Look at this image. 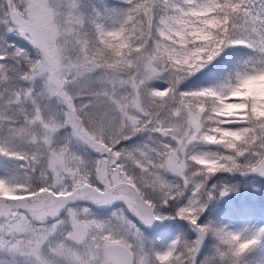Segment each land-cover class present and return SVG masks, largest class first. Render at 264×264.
I'll return each instance as SVG.
<instances>
[{"label":"snow or ice","instance_id":"1","mask_svg":"<svg viewBox=\"0 0 264 264\" xmlns=\"http://www.w3.org/2000/svg\"><path fill=\"white\" fill-rule=\"evenodd\" d=\"M190 2L185 0L179 7L187 8ZM126 3L147 11L153 25L157 22L158 8L163 6L165 11L172 13L178 7L176 0H126ZM219 3L237 8L234 18L229 21L230 32L240 34L237 43L264 55V0H219ZM0 6L3 7L2 20L7 31L22 36L31 45V50L23 47L0 49V155L20 162L15 175L0 176V181L10 192L9 196H0V251L12 255L16 242H23L22 238L31 232L34 233V246L53 257L57 264H144L142 243L139 250H129L126 243L109 235L110 230L97 221L91 206L74 204L69 197L72 186L61 191L57 184L62 181L57 177V183H53L39 168L41 160H48L50 167L47 172L55 175L57 167L63 165V154L53 155L51 150L57 147V138L70 130L69 136L89 143L96 151L98 160L95 163L102 176L108 164L111 165L107 178L93 180V188L79 192L81 201L94 206L122 202L125 206L122 211L128 215L122 216L121 220L127 226L128 235H135L141 241L143 232L137 220L150 226L166 218L161 211L162 206L173 207L172 217L187 220L197 235L194 239L178 236L166 250H153L154 264H173V261L175 264H181V261L183 264H200L205 236L214 229L213 223L201 221V215L215 191L224 195L230 190L227 185L221 189L214 184L210 188L209 180L213 173L222 171L264 175V147L261 146L264 140H256L248 151L236 156L231 155L230 148L225 149L226 155L222 158L232 163L205 172L203 178L196 182L184 179L178 183L166 182L158 165L161 154L175 142L168 131V124L180 117L172 114V108L189 113L193 126L199 128V117L191 112V104L183 103L190 94L176 93L170 103L158 99L152 110L145 112L139 99L133 104L131 96L124 101L119 93L122 87L139 89L142 85L117 76L111 70L101 71L103 65L93 60L86 62L80 71L85 76L97 71L101 74L95 80L85 81L78 96L63 92L59 80L48 86L47 99H55L62 105L56 110L51 103H42L45 94L39 91L37 79L38 73L53 64L58 54L55 41L59 33L55 21L57 8L66 7L64 0L58 3L52 0H3ZM69 7L74 8L75 3ZM120 14L121 10L117 16ZM69 16L72 22L83 23L80 17L71 13ZM95 27L103 36L104 25L96 23ZM81 44L87 50L88 41L81 40ZM106 104L118 106L125 121L120 132L113 129L115 139L107 147L97 144L89 136L85 122L80 119L89 108H101ZM88 115L91 118L94 113ZM138 134H148L149 142L122 146L124 141ZM153 140L157 143L153 144ZM37 172L41 177L40 183L30 186L32 174ZM86 182L81 178L75 187L79 190ZM156 190L165 195L154 199L152 192ZM186 194L187 201L181 205V198ZM53 205L57 207L53 208ZM47 212H51V216L46 219ZM23 217H28L30 223L18 222ZM30 224L39 227H31ZM215 231L222 240L234 245L236 256L247 252L258 242V235L244 239L223 229ZM54 240H62L68 249L57 255L53 251ZM73 250L82 251L86 259L74 255Z\"/></svg>","mask_w":264,"mask_h":264},{"label":"clouds","instance_id":"2","mask_svg":"<svg viewBox=\"0 0 264 264\" xmlns=\"http://www.w3.org/2000/svg\"><path fill=\"white\" fill-rule=\"evenodd\" d=\"M52 2L58 3L59 0ZM73 2L75 7H69ZM176 2L178 7L172 13L165 11L163 6L158 8L157 22L153 25L148 12L134 4L126 3L117 19L105 23L99 19L90 20L82 11L79 0H64L66 7L57 8L55 21L59 33L55 41L58 54L53 64L38 73L37 87L45 94L42 103H51L56 110L62 105L55 99H47L50 84L59 80L62 91L76 97L82 90V84L95 80L103 70L138 81L141 88L122 87L119 93L124 101L131 96L133 104L139 99L145 112L151 111L158 99L170 103L176 93L190 94V98H185L183 103L191 104V112L199 117V128L193 126L189 113L172 108V114L180 117L168 124V131L175 142L168 146L166 153L161 154L158 168L166 182L178 183L182 179L196 182L203 178L205 172L232 163L222 158L226 155L225 149L230 148L231 155L236 156L248 151L256 140H264V55L248 47L252 49V54L238 59L219 80L208 86L184 90L182 85L212 64L226 48L243 44L237 43L240 34L229 29V21L237 12L235 6L221 4L219 0H191L187 8L181 9L179 5L185 0ZM69 13L80 17L83 23L72 22ZM90 22L94 25L91 30L88 27ZM96 23L104 25L103 36L96 30ZM84 39L88 41L87 50L81 44ZM93 60L103 68L85 76L80 69ZM156 81L165 82L166 87L155 86ZM88 113L94 115L90 118ZM80 119L85 122L89 136L106 147L115 139L113 129L118 133L125 124L118 106L107 104L101 108H89ZM69 132L59 136L57 147L51 150L53 155L63 154V165L57 167L55 175L47 172L50 167L48 160H41L39 168L53 183H57V177L62 181L57 184L61 191L72 186L69 197L74 204H79V192L93 188L91 181L107 178L111 165L108 164L102 176L95 163L98 160L96 151L89 143L69 136ZM261 146L264 147V144ZM81 178L87 182L78 190L75 184ZM40 180L39 173H34L29 185L36 186ZM9 195V189L0 181V196ZM164 195L160 190L152 192L154 199ZM56 207L53 205V208ZM124 207L123 204L112 207L105 218L95 217L110 230V236L126 243L129 250H139L142 243L144 264H154V249L148 246L145 234L142 241L135 235H128L127 226L121 220L122 216L128 215L122 211ZM50 216L51 212H47L45 218ZM18 222L30 223L28 217ZM30 226L39 227L35 224ZM216 229L221 228L214 225L205 239L210 233L215 234L218 244L203 259L199 257L200 264H244L248 251L236 256L234 245L222 240ZM223 230L248 238L241 232ZM22 239L23 242L18 240L13 246L11 259L2 264H57L53 257L34 246V233L30 232ZM68 247L62 240L53 241V251L57 255ZM73 254L86 259L82 251L73 250Z\"/></svg>","mask_w":264,"mask_h":264},{"label":"rangeland","instance_id":"3","mask_svg":"<svg viewBox=\"0 0 264 264\" xmlns=\"http://www.w3.org/2000/svg\"><path fill=\"white\" fill-rule=\"evenodd\" d=\"M80 7L82 11L90 18V20H101L105 23H110L118 18L117 13L126 6V0H79ZM0 5H3V0H0ZM3 7L0 6V49L9 48L12 50L14 48H28L31 50V45L22 36L16 35L15 33H10L7 31L6 25L3 23ZM89 29H93L94 25L90 22L88 25ZM252 54V50L246 53L242 57H246ZM240 59V58H238ZM234 66L236 61H231ZM226 68L223 73L219 76L211 79L206 76H200L201 73L196 74L194 77L186 81L182 88L184 90L196 89L202 86H208L217 80H219L229 69ZM157 87H166V83L163 81L154 82ZM148 141V134H138L132 137L130 140L124 141L122 146H134ZM19 161L12 158L0 155V176H13L18 172ZM258 183L259 185H257ZM218 185L221 189L224 185H227L230 190L221 195L220 191H215L211 199L208 200L207 207L203 214L201 215L202 222H211L214 225L218 224V220L215 217L218 212H222L226 208L233 209L239 205L250 204L257 211L264 213V181L260 180L258 177L252 175L251 173L243 172H218L209 180V187L211 185ZM188 194L181 198V205L186 203ZM86 206H91L94 214L99 218H105L111 212L112 207H118L121 205H111V206H94L90 204H83ZM161 211L166 216L164 220L172 218L173 207L162 206ZM133 219H136L133 217ZM141 230L145 234L147 244L150 248L155 251H164L167 249L169 244L176 239L178 236H183L186 239H194L195 232L190 224H182L180 226H175L170 229L159 231L158 229L151 226L144 225L137 220ZM210 242L206 239L203 254L201 259H203L206 254L213 251L214 245L218 244L217 241L213 242V234H209ZM205 249V250H204ZM11 256L0 251V264L6 260H10Z\"/></svg>","mask_w":264,"mask_h":264},{"label":"trees","instance_id":"4","mask_svg":"<svg viewBox=\"0 0 264 264\" xmlns=\"http://www.w3.org/2000/svg\"><path fill=\"white\" fill-rule=\"evenodd\" d=\"M251 50L245 45L229 46L220 57L200 72V76L216 77L224 72L226 68L232 66L231 61L237 62L238 58ZM218 213L219 215L215 216L219 222L215 225L218 228L241 232L245 236L258 235V242L245 254L244 264H264V213L254 212L253 206H250V204L239 205L233 209L226 208ZM206 240L210 242L209 235ZM215 241L218 243V238L213 234V242Z\"/></svg>","mask_w":264,"mask_h":264},{"label":"water","instance_id":"5","mask_svg":"<svg viewBox=\"0 0 264 264\" xmlns=\"http://www.w3.org/2000/svg\"><path fill=\"white\" fill-rule=\"evenodd\" d=\"M253 174L259 175L262 178H264V175H261V174H258V173H253ZM79 203H89V202L81 201ZM113 205H122V202H114ZM185 222H188V221L184 220L182 218H175V219H170V220H167V221H164V222H161V221L158 220V221L154 222V225H155L156 228H158L160 230H166V229H168V228H170L172 226L182 225ZM201 252H202V249H201ZM200 255H201V253H200Z\"/></svg>","mask_w":264,"mask_h":264},{"label":"bare ground","instance_id":"6","mask_svg":"<svg viewBox=\"0 0 264 264\" xmlns=\"http://www.w3.org/2000/svg\"><path fill=\"white\" fill-rule=\"evenodd\" d=\"M205 250V249H204ZM204 252V251H203Z\"/></svg>","mask_w":264,"mask_h":264}]
</instances>
